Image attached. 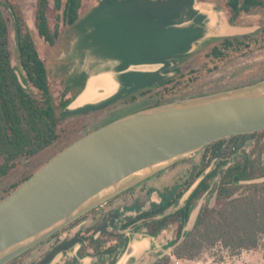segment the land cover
Wrapping results in <instances>:
<instances>
[{
  "label": "trees",
  "instance_id": "16d2710c",
  "mask_svg": "<svg viewBox=\"0 0 264 264\" xmlns=\"http://www.w3.org/2000/svg\"><path fill=\"white\" fill-rule=\"evenodd\" d=\"M3 2L6 13L0 7V201L51 157L80 138L77 132H68L61 126L59 108L65 106L68 100L55 101L45 61L40 56L21 1ZM51 3L54 11L60 13V16L56 15L54 25L50 24L48 17ZM222 3L227 9L228 22L233 26H241L245 15L264 11V0H222ZM83 14L84 0H36L33 15L36 33L47 44L55 46L62 34L60 24L74 26ZM11 33L14 34L20 73L13 63L15 56L11 48ZM263 50L264 26L241 35L213 38L204 42L198 51L186 56L177 65L178 71L175 74L146 87L140 86L122 100L135 102L139 94H148L151 100L141 108L144 109L187 97L254 84L264 79V66L244 67L239 73L243 77L239 76L236 82L222 87L204 89L201 79L205 73L216 75L220 70L234 65L237 60ZM201 56L204 59L198 62L197 59ZM193 62L197 63L192 65ZM248 138L254 141L253 150L244 154ZM48 151L51 153L45 162L23 165V174L5 184L10 174L20 166L21 160L29 161ZM201 151L199 161L191 166L190 172L182 180L160 191L159 202H151L144 211V203L139 200L124 204L128 210L137 209L139 212L136 216L127 218L121 225L123 230L139 223L135 229H145L148 235L157 237L170 226L176 227L172 254L161 256L151 264H172L171 256L183 261H194L204 250L218 245L232 253H240L243 250H255L264 242V182L242 183L244 180L264 176V130L223 138L205 146ZM234 155L237 156L236 159L230 161ZM205 171L207 173L184 203L166 214V210L179 204L180 199ZM160 173L161 171L155 176ZM216 178L218 183L215 198L219 205H202L192 227L186 230L193 210L211 190L212 182ZM137 186L89 211L7 264L22 263L31 251L52 240L58 241L62 233ZM118 211L116 208L100 214L94 218L93 226L52 245L51 250L39 262L32 264H48L57 252L76 243L82 245L78 257L85 255L87 248H91L94 254L102 255L114 253L120 244L126 247L128 240L121 234L107 230L109 220ZM97 233L99 235L95 238ZM108 241H116V244L101 250ZM84 242L85 246L82 244Z\"/></svg>",
  "mask_w": 264,
  "mask_h": 264
},
{
  "label": "water",
  "instance_id": "95a60500",
  "mask_svg": "<svg viewBox=\"0 0 264 264\" xmlns=\"http://www.w3.org/2000/svg\"><path fill=\"white\" fill-rule=\"evenodd\" d=\"M218 11L204 15L199 21L203 27L207 24L214 27V35L206 41L253 32L232 34L241 27L230 25L228 16L218 15ZM82 20L78 22L81 24ZM219 29L232 33L221 34ZM142 82L138 80V88ZM116 94L98 97L108 99ZM263 130L264 80H261L144 108L82 136L0 201V264L14 260L89 211L205 146ZM206 173L193 183L184 200ZM261 182L264 176L242 181ZM200 207L198 204L194 209L189 223L196 219ZM132 251L133 245H129L116 264H125Z\"/></svg>",
  "mask_w": 264,
  "mask_h": 264
},
{
  "label": "crops",
  "instance_id": "0c3cea01",
  "mask_svg": "<svg viewBox=\"0 0 264 264\" xmlns=\"http://www.w3.org/2000/svg\"><path fill=\"white\" fill-rule=\"evenodd\" d=\"M215 10L211 3L202 0H190L189 3H180L179 0H93L86 3L84 0V14L80 17L83 22H79L81 27L77 29V37H80L82 31L85 32L82 37L84 42L78 41L74 36L69 43L82 51L95 40L102 53L99 58L85 57V64L77 68L71 66L67 69V74L60 73L63 64L57 69L55 63L64 54V51L58 54L61 36L55 46H50L38 35L34 37L40 56L45 61L52 90L53 79L61 80L62 93L59 99L54 97L55 101L68 100L65 106L59 108L62 128L71 133L77 132L81 138L118 118L141 110L129 108L130 110L116 111L124 108L125 104L129 107L130 101L126 103L122 99L138 89V80L143 81L140 85L143 88L172 76L178 71L177 65L186 56L198 51L202 43L214 35V27L208 24L203 27L199 21ZM90 60L99 65L85 76ZM91 78L101 79L106 87L113 86L111 93L117 94L112 98L100 99V91L90 101L76 104ZM152 177L155 174L149 178ZM116 208L120 210L121 207ZM84 223L80 222L73 233L68 230L62 233L58 241L52 240L34 249L20 264L39 262L51 250L52 245L93 226L95 219L87 225ZM98 235L97 233L94 237ZM126 240V247L123 246L121 250L117 247L106 258L103 254H94L91 248H87L85 255L78 257L82 245L76 243L57 252L48 264H116L129 245H133V251L125 264H139L146 253L154 249L155 242L147 234L133 235ZM82 244L86 245L85 242ZM34 251L36 255L32 254Z\"/></svg>",
  "mask_w": 264,
  "mask_h": 264
},
{
  "label": "rangeland",
  "instance_id": "374dc122",
  "mask_svg": "<svg viewBox=\"0 0 264 264\" xmlns=\"http://www.w3.org/2000/svg\"><path fill=\"white\" fill-rule=\"evenodd\" d=\"M20 1L26 12L27 21L32 22V20L34 19L33 15L35 11L36 0H20ZM91 1L93 0H86V3L88 2L90 3ZM203 2L211 3L212 8L219 10L218 15L220 14L221 16H228L227 9L223 5L222 0H206ZM0 7L3 8V10L6 13L5 3L3 2V0H0ZM57 14L60 16V13H57L54 11L53 3H51L50 9L48 11V17H49V21L51 25H54ZM210 14H213V12H211ZM78 24L79 22L74 27L63 26L62 24H60V30L62 31V34H61V41L59 42V45H58V54L59 52L62 53L63 51H64L63 52L64 54L62 55V58L59 59V61H55L57 69L59 66H61L60 64H63V68L60 70V73L64 72L65 74H67V71H68L67 69L70 68L71 66L74 68H77L78 66L81 67L82 64H85V61H87L85 60V57L91 59V57L96 56L97 58H99V56L102 53V49L99 48V46L97 45L99 43L95 40L92 41L90 44H88L86 48H83L82 51L78 50V48H74L75 47L74 44L69 43L71 41L70 38L74 36H76L78 41L84 42V40H82V37L84 36L85 32L82 31V33L80 34V37H77L78 35L77 29L81 27V25H78ZM260 26H264V11L253 13L251 15H245L243 18V24L240 26L241 28L236 31H233V33L232 32L229 33L227 31L225 32L220 29H219V32L221 34H231V33L234 34L235 32L241 33V32H247V31H254ZM84 28L86 29L87 27H84ZM30 29L33 33V36L36 37L37 33L35 31L34 22L30 24ZM11 48L13 49L14 56H15L14 57L15 60H13V63L20 73V70L18 68V63L16 60V54H15L16 47H15V40H14L13 33H11ZM73 49H75V51H73ZM203 59L204 58L201 56L200 58L197 59V61L200 62V61H203ZM90 62L91 63L89 64V66H87V69H85V70H88V72L85 73V76L88 73H91L92 69L98 68V65H99L98 63L95 64L91 60ZM196 63L197 62H193L192 65ZM232 65H230L225 70H220L219 73L216 75L214 74L209 75L207 73L203 74L202 79H201V85L203 86V88L205 89V88H215V86L217 87L226 86L227 84H231L239 80L240 78L239 76H242V77L244 76V75H239V73L242 71L244 67H249L252 65L264 66V50L254 55H251L250 57L239 59L236 61V63L233 66ZM186 68H189V66H186ZM60 81L53 79V95L56 99H59L61 96L60 94L62 93ZM249 85H252V84H249ZM245 86H248V85H245ZM222 91H225V90H222ZM222 91H217V92H222ZM217 92H212L209 94H214ZM209 94H205V95H209ZM200 96H203V95H200ZM137 97L138 98L135 102H132V103L130 102L129 107L128 105L125 104L124 108H119L116 111L120 112L121 109L126 110L129 108L141 109V107L145 106L151 100L150 95L148 94H144V95L139 94ZM193 97H197V96H193ZM187 98H190V97H187ZM246 140L247 141L245 143L246 146L244 147V151L247 154L253 150L254 141L249 138ZM201 150H199L198 152L188 157L181 159L183 161L179 160L178 163L176 162L177 164L175 163L176 165H172L171 168L165 169V171H161V173L158 176L149 178L142 185H139V186L136 185L137 187H135L132 191L121 195L120 197L116 198L112 203L103 206L96 213L89 215L82 221H84L85 222L84 224L87 225V223H90L92 219L96 218L97 216H100V214L108 212L109 209L112 210L116 208L117 206H120L121 207L120 210L114 213V218L109 220L108 225H107V230L110 232L117 233V234H122L126 239L133 237V235L140 236L142 234H147L145 229H142V228L138 230L135 229V227L137 226L136 224L124 230L121 228V225L127 220L128 217L136 216L139 212V210L137 209L128 210L126 207H124V203L126 202L130 203V202H133L134 200H139L144 203V208L142 209L144 211L149 208L151 202H159L160 201V196H159L160 191L163 190L164 187L170 186L176 183L177 181L182 180L190 172L191 166L199 161L201 154H202ZM50 153H51L50 151H48L47 153H42L36 158H33L32 160H29V161L21 160L20 166L10 174V177L7 178V181L5 182V184L11 180L13 181L17 179L23 174L24 172L22 170L23 165L29 164V163H43L48 159ZM236 157L237 156L234 155L233 158L230 159V161H233L234 159H236ZM197 179H199V177ZM217 183H218V178H216L212 182L211 190L208 193H206L203 196V198L199 201L198 204L200 206L208 204L211 207H217L219 205V203L216 201V198H215V189H216ZM183 203H184V199L181 198L177 206L174 205L170 207L168 210H166L165 213L168 214V213L173 212L174 210H176L177 207L181 206ZM79 223L75 224L68 231L70 233H73L78 228ZM192 223L193 221L187 225L186 230H189L192 227ZM148 236L151 237L150 235ZM152 238H153V241L155 242L154 249L146 253V255L140 260L139 264H151L152 262L156 261L161 256L171 255L172 249H173L172 243L174 242L176 238V227L170 226L168 229L161 232L157 237H152ZM113 244H116V243H113L112 241H108V243L104 244L101 250H104L105 248L109 246H113ZM119 247L121 250L123 245L120 244ZM32 254L36 255L37 253L35 252ZM106 255L107 254H103V257L106 258ZM158 255H160V257ZM171 257H172V264H177L176 261L174 263V260H173L174 256H171ZM178 264H264V242H262V244L255 250H248V251L243 250L240 253H232L231 251L218 245L214 248L204 250L201 256L194 261H184L183 262V260H180L178 261Z\"/></svg>",
  "mask_w": 264,
  "mask_h": 264
},
{
  "label": "bare ground",
  "instance_id": "6f19581e",
  "mask_svg": "<svg viewBox=\"0 0 264 264\" xmlns=\"http://www.w3.org/2000/svg\"><path fill=\"white\" fill-rule=\"evenodd\" d=\"M27 22L30 25L34 21L32 20V22L31 21H27ZM101 88H104V89L101 90ZM113 90H114L113 86L106 87L101 79H99V78L91 79L89 81V84L87 86L86 93H85L83 99H81L79 102H82L83 100H89L90 98H92L96 94H98L100 91H101L100 92L101 94H99V95L105 96V95L110 94Z\"/></svg>",
  "mask_w": 264,
  "mask_h": 264
},
{
  "label": "built area",
  "instance_id": "2783aa9c",
  "mask_svg": "<svg viewBox=\"0 0 264 264\" xmlns=\"http://www.w3.org/2000/svg\"><path fill=\"white\" fill-rule=\"evenodd\" d=\"M100 206H102V205H100ZM173 260H174V263L176 261L177 264H178V261H180L179 259H176L175 257L173 258Z\"/></svg>",
  "mask_w": 264,
  "mask_h": 264
}]
</instances>
